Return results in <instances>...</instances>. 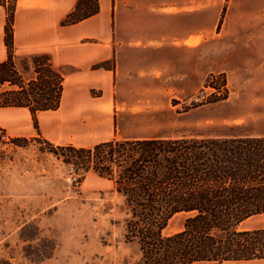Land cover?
I'll use <instances>...</instances> for the list:
<instances>
[{"label":"rangeland","instance_id":"obj_1","mask_svg":"<svg viewBox=\"0 0 264 264\" xmlns=\"http://www.w3.org/2000/svg\"><path fill=\"white\" fill-rule=\"evenodd\" d=\"M9 3L12 7L13 0ZM169 4L161 2L143 16L134 36L123 27L114 32V38H133L143 47L136 52L138 69L118 76L115 96L131 104L116 116L114 138L264 135L263 18L247 28L248 0ZM259 4L251 1L250 8ZM190 34L199 35L186 41ZM39 53L46 52L15 51L18 62ZM224 80L226 98L213 96L218 90L210 83ZM49 115L54 112L38 114L37 131L29 110L0 111V264H137L140 246L125 238L124 197L93 172L78 184L82 171L52 151L60 144L48 137ZM107 135L96 128L71 137L99 141ZM187 217L174 215L164 233L182 230ZM262 227L264 214L240 225ZM38 251L50 256L38 259Z\"/></svg>","mask_w":264,"mask_h":264},{"label":"trees","instance_id":"obj_2","mask_svg":"<svg viewBox=\"0 0 264 264\" xmlns=\"http://www.w3.org/2000/svg\"><path fill=\"white\" fill-rule=\"evenodd\" d=\"M0 4L7 11L8 51L0 62V108L29 110L39 131L38 114L60 107L64 73L49 53L16 60V0L12 7L5 1ZM99 11V0H78L62 24H76ZM101 67L106 68L103 63L95 66ZM210 86L218 90L213 96L225 93L221 98H226L225 80ZM52 148L82 171L78 184L93 172L111 181L124 197L125 238L140 246L137 264H223L264 258V227L240 229L247 219L264 214V135L126 137L91 147ZM178 213L188 214L183 229L164 233ZM36 255L43 259L50 253Z\"/></svg>","mask_w":264,"mask_h":264},{"label":"crops","instance_id":"obj_3","mask_svg":"<svg viewBox=\"0 0 264 264\" xmlns=\"http://www.w3.org/2000/svg\"><path fill=\"white\" fill-rule=\"evenodd\" d=\"M1 1L9 4V0ZM77 1L16 0L14 48L16 52L44 51L51 55L58 68V65L70 68L67 72L60 68L65 77L64 91L60 107L50 111L54 115L48 116V137L60 145L91 147L114 138L112 132L114 133L115 118L131 104L127 99L115 96L116 85L121 82L118 76L135 72L138 69V58L139 62L141 59L136 52L143 51L139 41L133 38H114V32L117 34L123 27L124 30H129L130 36H134L136 24L142 22L159 3L166 1L169 4V0H99L100 11L96 15L76 24L63 25L62 21L75 8ZM251 1L260 4L250 8ZM173 3L172 1L169 5L174 6ZM246 16L249 20L247 28L252 30L253 26H257V18L259 22L261 18L264 20V0H248ZM6 22L7 11L0 4V62L8 56L5 44ZM197 35L199 34H190L185 40L190 41L191 36ZM130 54L132 60L129 58ZM102 62H112V67L94 68V65ZM141 70L140 67L139 71ZM92 90H99L101 93L95 95ZM117 104L121 106L120 109ZM5 109L12 108H0V111ZM96 128L109 135L99 141L71 137L75 133L93 132ZM52 129H56L61 136L52 137ZM67 133H71V136H67ZM200 263L218 264H193ZM223 264H264V258L225 261Z\"/></svg>","mask_w":264,"mask_h":264}]
</instances>
